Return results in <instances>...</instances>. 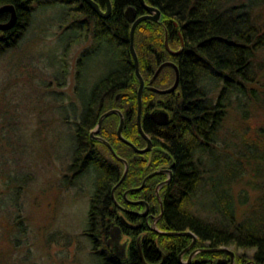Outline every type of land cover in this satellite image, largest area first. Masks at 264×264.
<instances>
[{"label":"trees","instance_id":"trees-1","mask_svg":"<svg viewBox=\"0 0 264 264\" xmlns=\"http://www.w3.org/2000/svg\"><path fill=\"white\" fill-rule=\"evenodd\" d=\"M7 1L18 4L20 20L25 23V31L34 16L33 7L30 5L32 0H19L20 3L18 0H0V3ZM60 1L69 4L63 15L62 24L68 21L71 14L98 16L96 21H92L97 25V29L92 32V48L96 46L99 48L88 55L98 56L104 53L108 59L115 61L114 66L101 73L91 86H82L78 83L76 88L80 98L78 102L69 103L68 96L62 92L50 95L55 101L56 99L59 101V108L66 107L68 110L71 109L70 113H76L75 116L70 113L62 115L61 120L75 128L77 146L74 152V167L72 165L71 168L73 167L75 175H78L83 174L88 168L83 163L79 168L76 166L79 160L85 158L84 123L88 106L86 97L94 96L90 103V119L93 120L91 126L96 123L97 113L100 115L114 106H121L124 110L134 108L133 111H136L140 80L136 74L135 59L131 50L132 21L126 17L125 10L132 4L141 14L145 8L140 0H112V12L110 16L103 18L99 17L100 14L85 0ZM97 1L106 6V0ZM147 1L159 6L163 14L161 21L147 18L136 28L135 46L140 69L145 78L152 74L151 70L156 66L157 60L163 57L165 26L172 44H180V33L183 42L179 62L182 94L164 95V102L172 108L169 137L165 139V143L176 160V165L174 181L168 186V190L172 192V196H168L171 203L163 222L172 230H192L198 235V244L201 245L234 244L237 247L252 248L254 262L264 264V213L256 219H248V216L238 219L237 202L233 193L225 195L220 190L218 194H222L218 198L220 206L216 221H224L223 225L206 220L190 208L193 199L198 197L202 184L205 186L210 184L212 169L205 163L207 156L223 159L230 157L229 150H225L226 146H230L227 133L229 129L226 126L230 112L237 111L246 118L251 115L253 103L264 101V0ZM61 31L68 32V25L62 27ZM70 37L71 35L65 47L67 52ZM21 38L23 35L12 36L10 44L13 46ZM68 62L67 58L62 61L61 75H56L60 84H66ZM118 92L121 93L119 98L116 97ZM156 95V92L145 89L143 92L145 105L150 99L155 101ZM45 102L48 105L44 103V111L51 107L49 101ZM69 115L74 120H69ZM109 118L112 128L115 127L116 120H111L114 116ZM246 131L247 129L244 131V137L248 150L245 148L241 149L242 151L238 150V158L244 162L248 160V155H253L259 160L264 159V152L256 150L258 146H264V137L248 135ZM103 156L101 165L94 164L100 174L97 175L96 186L90 196L89 222L85 234L92 239L94 252L103 257L101 264H141L140 258L136 256L141 255L140 249L134 243L131 247V255H135L133 261L120 260L110 250L108 240L113 230L110 221L115 215L112 209L115 204L111 188L119 171L115 158L105 154ZM138 174L139 172H136L135 176ZM18 187L20 188L17 185L15 189L16 197L0 195V216L3 215L6 206L11 205V215L19 208L15 201L18 198ZM13 219L12 225L15 230L17 228L19 232L24 233L26 226L20 212H16ZM151 233L157 236L156 232ZM168 238L171 241L169 244L175 243L180 246L183 241L187 243L191 239V234H174ZM14 241L17 245L20 244L17 237ZM142 254H146L143 249ZM210 254L203 252L201 256L207 257ZM236 257L241 262H237L238 264L245 263L243 256ZM170 264L180 263L177 257L174 259L170 257ZM198 264H203V261Z\"/></svg>","mask_w":264,"mask_h":264},{"label":"rangeland","instance_id":"rangeland-1","mask_svg":"<svg viewBox=\"0 0 264 264\" xmlns=\"http://www.w3.org/2000/svg\"><path fill=\"white\" fill-rule=\"evenodd\" d=\"M30 5L34 16L23 38L13 46H0V195L16 197L15 189L20 186L15 200L19 208L11 215V205L6 206L0 216V264H101L103 257L94 252V243L85 234L90 196L100 172L92 165L83 174L73 175L75 128L61 120L71 109L59 108V101L50 96L62 92L69 103L74 101L71 99L78 102L74 88L76 59L86 43L65 51L72 35L61 31L72 18L61 23L68 3L32 0ZM65 58L69 71L66 84H60L56 75H61ZM114 64L104 53L89 56V85ZM45 101L51 105L46 111ZM250 114L245 118L231 111L226 119L230 146L225 150L230 157L205 159L212 169L210 184H202L190 208L210 222H218L222 193H233L238 219H256L264 213V159L248 155L244 162L237 156L238 150H248L246 129L248 135L264 137V101L253 103ZM70 115L68 119L74 120ZM256 150L264 152V146ZM16 212L24 219V233L12 225ZM228 246L235 252V264L241 263L238 255L243 256L244 264H254V249Z\"/></svg>","mask_w":264,"mask_h":264},{"label":"flooded vegetation","instance_id":"flooded-vegetation-1","mask_svg":"<svg viewBox=\"0 0 264 264\" xmlns=\"http://www.w3.org/2000/svg\"><path fill=\"white\" fill-rule=\"evenodd\" d=\"M7 2L14 3L18 12L19 6L17 3L14 1ZM7 2L0 3V5ZM101 7L106 9L107 5H101ZM93 10L95 9L93 8ZM146 11L145 9L143 13ZM10 16V10L0 12V22L8 21ZM70 17L72 18L67 25L72 35L69 39L68 50L74 48L73 46L77 44L86 43L82 46L76 59L74 88H77L78 83L89 87L91 85L87 82L86 62L89 57L88 54L99 48L98 46L92 48V32L97 29L96 23L92 21H96L98 16L71 14ZM99 17L103 16L100 15ZM25 28V23L20 20L18 12V19L13 26L0 28V44L10 45L11 37L22 36ZM180 38L181 42L179 45L172 44L169 31L165 26L163 57L157 60L156 66L151 70L152 74L148 78H145L142 72L145 79L143 92L148 88L157 93L155 101L150 99L145 105L142 92L141 124L143 130L140 128L138 117L139 88L137 90L138 97L135 112L133 111L134 108L124 110L121 106H114L101 112L100 115L97 113L95 116L96 123L93 126L90 125L93 121L90 119V103L94 96L86 97L88 106L84 123L86 132L84 134L85 158L79 160L76 166L79 168L82 163L88 167L94 164L101 165L104 160L102 159L104 154L116 159L119 172L111 188L115 204L112 209L115 215L110 221V227L119 229L121 236L117 242L114 241L113 244L110 243L109 245L110 250L119 257L118 259L133 261L135 255H131V247H133L134 243L140 249L141 255L136 256L140 258L141 264H170V257L172 259L177 257L180 264H198V262L202 261L203 264H231V250L233 249L229 248L227 244L211 245L206 243L201 245L198 244V235L195 238L192 233H187L191 234V239L187 243L183 241L180 246L175 243L169 244L171 241L168 236L180 234L183 230H172L167 223L164 224L163 222L171 203L168 196H172V192L168 190V186L174 181L176 165V160L173 159V155H171V151L165 143V139L169 137L168 128L172 120V108L164 102V95L167 93L182 94V77L179 63L183 50L181 33ZM166 61L173 63L164 65L155 76L158 68ZM177 80L178 82L174 89L168 91L158 90L172 87ZM120 95L121 93L118 92L116 97L119 98ZM73 100L76 101L75 99ZM114 108L119 109V111L112 112L104 117L101 125L98 126L102 114ZM156 110L160 111L162 118L164 117L162 110L168 112L167 122L159 123L155 120L152 112ZM111 116H114L111 120H116L113 128L109 121ZM122 117L121 135L119 133V125ZM136 172H139L137 176H135ZM75 173L76 171L74 170L73 175ZM151 231L156 232L157 236ZM221 246H227L228 248L218 249ZM142 249L145 251V255L148 256L142 254ZM217 251L221 253L217 254ZM203 252H210L211 254L207 257H202Z\"/></svg>","mask_w":264,"mask_h":264},{"label":"water","instance_id":"water-1","mask_svg":"<svg viewBox=\"0 0 264 264\" xmlns=\"http://www.w3.org/2000/svg\"><path fill=\"white\" fill-rule=\"evenodd\" d=\"M85 1L88 2L103 17H108L111 14L112 6H113L112 0H106V5H107L106 9L102 8L100 3L97 0H85ZM140 1L143 4L144 8L147 10L145 13L138 14L136 6L130 4V5L127 6V8L125 10V15L130 21H132V27H131V50H132V53H133V56H134V59H135L136 74H137V76H138V78L140 80V86H139V114H138V117H139V125H140V128L142 129V124H141L142 108L141 107H142V92H143V89H144V86H145V79H144V76H143V74H142V72L140 70L139 56H138V52H137V49H136V46H135V32H136L137 25L143 19L149 18V19H153V20H156V21L161 20L163 11H162V9L159 6L148 2L147 0H140ZM6 10H10L11 11L10 19L8 21H6V22H0V28L11 27V26H13L16 23V21L18 19V12H17V8H16L14 3L7 2V3H4V4L0 5V12L6 11ZM167 63H173V62H171V61L164 62L158 68L155 76L161 70V68L164 65H166ZM178 79H179V77H178ZM177 82H178V80L170 88L158 89V90H160V91L172 90L176 86ZM115 111H119V109L114 108V109H110V110L104 112L102 114L100 120H99L98 126L101 125L104 117H106L107 115H109L110 113L115 112ZM162 111L164 112L163 113L164 114L163 118L160 115L161 114L160 111L156 110V111L152 112V116L159 123H165L168 120V112L165 111V110H162ZM122 126H123V117H122L120 125H119V133L121 135H122ZM111 147L113 148V146H111ZM113 150H115V149L113 148ZM176 232H178V231H176ZM181 232L182 233H192L195 238L197 236V234L195 232H193L192 230H190V229L183 230ZM120 236H121L120 230L119 229L117 230V229L113 228V230L111 231L110 238L108 240L109 244L110 243L113 244V241L114 240L117 241ZM227 248H228L227 246L218 247V249H227ZM231 251H232V262H231V264H235V262H234L235 252L233 250H231ZM251 262L256 264L253 260Z\"/></svg>","mask_w":264,"mask_h":264}]
</instances>
